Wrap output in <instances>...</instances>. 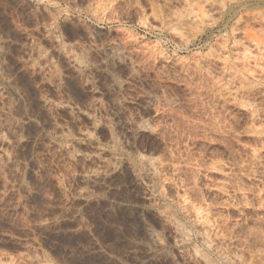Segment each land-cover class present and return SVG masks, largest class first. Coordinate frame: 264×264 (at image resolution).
I'll use <instances>...</instances> for the list:
<instances>
[{
	"label": "clouds",
	"instance_id": "clouds-1",
	"mask_svg": "<svg viewBox=\"0 0 264 264\" xmlns=\"http://www.w3.org/2000/svg\"><path fill=\"white\" fill-rule=\"evenodd\" d=\"M39 2L57 10L49 13V36L53 29L59 31L61 19L71 22L75 18L86 29L87 25L107 28L109 34L114 30L117 37L111 39V45L130 49L129 59L134 54L142 56L139 62L132 61L142 72L156 71L150 78V89H141L132 100L133 104L143 100L142 105L124 108L131 99L126 96L117 102L121 111L114 115H128L117 123L106 117L113 146L101 143L97 135L101 121L94 115L89 117L94 130L82 131L87 139L79 142L95 141L101 153L111 152L103 162L112 171L91 169L85 171V179L127 172L129 184L124 190L141 210L148 237L145 246L149 253L164 254V264H264V0H135L123 10L117 8L122 0H83V8L70 7L67 0L63 4ZM132 8L137 9L134 24L129 23ZM205 9L214 20H208ZM179 12L186 13L183 19ZM212 29L234 40L240 35L241 39L230 48L222 47L205 68L202 62L209 60L205 49L216 43ZM56 42L59 48L41 49L39 59L47 61L43 67L38 61L29 63V55L27 61L19 58L23 67L10 75L3 71L9 62L0 60V204L16 190L15 174L20 172L21 162L18 149L29 142L22 125L42 126L39 113L25 120L27 110L24 116L18 112L20 100L16 97L23 99L21 74L31 72L35 77L37 68L41 72L48 68L49 73L56 69L58 73L53 51L82 64L75 45L65 44L62 35L56 36ZM37 43L33 39V44ZM97 47L103 50L104 45H97L93 38L88 49ZM46 82L52 83L50 79ZM117 82L123 91L127 81ZM34 88L39 90L40 84ZM41 102V107H68L50 100L46 93L37 95L36 103ZM197 141L202 146L194 151ZM216 145L229 152L227 160ZM57 154L46 167L55 188L66 194L71 190L66 183L70 169ZM78 155L89 160L93 155L101 158L96 153ZM90 191L85 185L79 196ZM51 200H57L55 193ZM49 223L40 217L25 227L35 236L37 228H46ZM40 254L47 257L49 253L38 238L27 243L0 230V264H47Z\"/></svg>",
	"mask_w": 264,
	"mask_h": 264
},
{
	"label": "rangeland",
	"instance_id": "rangeland-1",
	"mask_svg": "<svg viewBox=\"0 0 264 264\" xmlns=\"http://www.w3.org/2000/svg\"><path fill=\"white\" fill-rule=\"evenodd\" d=\"M56 2L63 4V0ZM67 2L70 7L85 6L83 0ZM134 2L135 0H122L117 8L123 10ZM56 11L39 0H0V48L3 49L0 60L9 62L3 66L5 74L14 75L17 69L23 67L19 58L27 61L29 55L32 57L29 63L38 61L43 67L47 61L39 59L41 49L47 51L59 48L57 35L63 36L65 44L75 45V52L82 62L77 64L75 59L70 61L63 52L53 51L58 73L56 69L49 73L48 68H44L43 72L37 68L35 77H32L31 72L21 74L19 84L23 99L16 97L20 100L18 112L24 116L27 110L25 120L39 113L42 126L37 127L33 123L22 125L26 129L25 135L29 136V142L22 146V150L18 149L20 172L15 174L16 190L9 200L0 204V230L12 232L27 243L38 238L41 246L49 253L47 257L40 254L47 264H164V254H157L151 260L144 256V249H148L145 246L148 237L141 220V210L135 206L134 197L124 190L129 184L127 172L93 176L91 180H86L85 171H112L103 162L112 153H101L95 141L87 144L79 142L87 139L82 131L94 130V121L89 119L94 115L101 121L97 132L101 143L113 146L105 127L108 123L106 117H113V122L117 123L128 115L127 112L119 117L114 115L121 111L117 102H123L126 96L131 99L124 103V108L135 109L137 105H142L143 100H137L136 104L132 100H136L141 89H150V78L156 76V71L142 72L132 63L133 60L139 62L143 59L142 56L134 54L129 59L130 49H117L111 45V39L117 37L114 30L109 34L107 28L87 25L86 29L75 18L71 22L61 19L58 22L59 31L53 29V35L49 36L46 28L52 23L49 13ZM136 11L135 8L130 9L129 23H135ZM204 12L208 20L215 19L208 9ZM178 15L183 19L186 13L179 12ZM211 31L214 32L213 40L216 43L205 49L209 56L207 62H202L205 68L222 47L230 48L236 40L241 39L240 35H236L234 40L224 32L216 29ZM93 38L97 45H104L103 50L99 47L88 49ZM33 39L38 42L36 45L33 44ZM201 39L208 43L207 38ZM77 40L79 44H76ZM156 67L159 68L160 64L157 63ZM137 72L140 73L139 76L136 75ZM48 79L52 81L51 84L46 82ZM42 80L45 82L41 83ZM117 81H127L123 85V91ZM35 84H40L39 90L34 88ZM39 93H46L50 100L63 102L68 107H41L42 102L40 105L36 103ZM48 108L52 109L50 113ZM85 112L88 115H84ZM119 131L120 128L117 127V132ZM53 139L55 143L52 142ZM201 146L202 142L197 141L194 151ZM214 148L223 153L224 160L229 158V152L224 147L216 145ZM57 149H60L59 154L56 153ZM116 151L118 153V149ZM78 153H96L101 158L97 159L93 155L89 160ZM53 154L63 156V165L70 169L66 183L71 190L66 194L63 189L55 188L46 167ZM70 156L75 159H69ZM215 178L222 179L219 176ZM85 185L91 191L80 197L79 189ZM2 187L3 181L0 180V188ZM53 193L57 197L56 201L51 200ZM40 217L47 218L50 223L46 228H37L33 236V232L25 225L35 223ZM4 239L7 240L8 237ZM134 240L145 244L134 243Z\"/></svg>",
	"mask_w": 264,
	"mask_h": 264
},
{
	"label": "bare ground",
	"instance_id": "bare-ground-1",
	"mask_svg": "<svg viewBox=\"0 0 264 264\" xmlns=\"http://www.w3.org/2000/svg\"><path fill=\"white\" fill-rule=\"evenodd\" d=\"M129 206V205H128ZM131 207H133V206H131ZM148 240V239H147ZM145 244V243H144ZM142 245V244H141ZM146 248V247H145ZM144 252H145V254H144V256L146 255V258L147 259H149V260H151V258H153V257H155L156 255H157V253H155V252H153V253H149V251H148V249L146 250V249H144ZM143 256V257H144ZM146 258H144L145 260H146ZM141 261V260H140ZM143 261V260H142Z\"/></svg>",
	"mask_w": 264,
	"mask_h": 264
}]
</instances>
